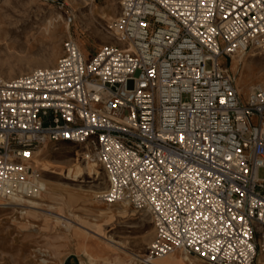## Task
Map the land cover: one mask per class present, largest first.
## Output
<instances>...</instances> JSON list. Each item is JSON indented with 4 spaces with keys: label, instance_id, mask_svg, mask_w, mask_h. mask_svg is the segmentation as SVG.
Returning a JSON list of instances; mask_svg holds the SVG:
<instances>
[{
    "label": "built area",
    "instance_id": "1",
    "mask_svg": "<svg viewBox=\"0 0 264 264\" xmlns=\"http://www.w3.org/2000/svg\"><path fill=\"white\" fill-rule=\"evenodd\" d=\"M119 2L118 44L87 61L69 36L54 66L0 77V194L33 196L21 159L69 142L107 204L149 213V257L264 263V85L243 96L220 64L264 54V0Z\"/></svg>",
    "mask_w": 264,
    "mask_h": 264
},
{
    "label": "rangeland",
    "instance_id": "2",
    "mask_svg": "<svg viewBox=\"0 0 264 264\" xmlns=\"http://www.w3.org/2000/svg\"><path fill=\"white\" fill-rule=\"evenodd\" d=\"M120 17L119 0H0V77L54 66L69 36L89 61L101 47L118 44ZM220 64L232 67L235 58L221 57ZM231 71L243 93L264 85V54L248 52ZM82 151L69 142H50L32 153L31 181L38 176L47 187L24 201L0 204V264H143L148 259L155 234L151 216L134 207L122 213L119 203H104L98 192L107 189L108 179L101 166L97 175L85 172L79 178L42 170L64 172L75 161L85 165ZM110 236L114 243L108 244ZM181 254L149 261L207 264Z\"/></svg>",
    "mask_w": 264,
    "mask_h": 264
},
{
    "label": "bare ground",
    "instance_id": "3",
    "mask_svg": "<svg viewBox=\"0 0 264 264\" xmlns=\"http://www.w3.org/2000/svg\"><path fill=\"white\" fill-rule=\"evenodd\" d=\"M81 49V48H80ZM82 50V49H81ZM83 54L84 51H82ZM248 52H243V53H239V54H236V55H233V58H235V65H236V62H238L239 60H241L244 56H246ZM232 58V59H233ZM235 65H233L231 68L234 69L235 68ZM235 81H236V77H235ZM236 86H237V82H236ZM237 89L238 91L243 95V96H246L251 90H248L246 92H241L239 87L237 86ZM84 159V158H83ZM22 161L24 162H29L32 160V154L31 155H24L23 158L21 159ZM86 161V160H85ZM97 165L94 163V162H90V161H86V164H81L79 161H75V163H73L72 165H70L69 167H67L65 169L64 172L62 171H57V169H53V167H50V166H44L42 168V170L44 171H48V172H51L52 174L55 173V174H66V176L68 177H74V178H79L81 177L85 172L88 174V175H97L98 171H97ZM47 187V183L45 180L39 178L38 176H35L34 178V181L29 184V189L33 192V196H36L37 194H39V192H41L42 190H44L45 188ZM105 191H100L98 192L101 198V200L106 203L103 199H102V195L104 194ZM8 199H12V200H17V201H24L25 200V197L19 195V194H13V193H10L9 196H4L2 194H0V204L1 205H8L9 202H6V200ZM107 204V203H106ZM109 205V204H108ZM119 207L121 208L120 212H126L129 207H131L129 205L128 202H120L119 203ZM107 243L108 244H111V243H114V238L113 237H109V239H107ZM103 247L105 246L103 243L101 244ZM108 253V252H107ZM178 253H182L181 254V258H184L185 255H193V254H189L187 252H184L183 250H178V251H175L171 254H168V255H165V256H162V257H158V258H151L149 257L148 255V259H144V260H141L140 262L143 263V264H152L150 263L149 260H156V259H160V258H165V257H168V256H171V255H174V254H178ZM184 256V257H183ZM194 256V255H193ZM196 257V256H194ZM198 258V257H197ZM117 261V260H116ZM119 262V261H118ZM135 262V261H134ZM132 261V264L134 263ZM180 263V262H178ZM175 264V263H174ZM264 264V263H263Z\"/></svg>",
    "mask_w": 264,
    "mask_h": 264
}]
</instances>
